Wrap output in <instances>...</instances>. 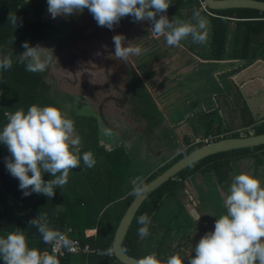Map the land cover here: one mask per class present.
Here are the masks:
<instances>
[{
    "label": "trees",
    "instance_id": "16d2710c",
    "mask_svg": "<svg viewBox=\"0 0 264 264\" xmlns=\"http://www.w3.org/2000/svg\"><path fill=\"white\" fill-rule=\"evenodd\" d=\"M255 1L264 2V0ZM42 5L47 7V2L45 0H0V57L9 55L13 61L11 69L0 70V130L7 123L5 113L20 109L26 112L34 104L61 108L60 104L49 95L43 73L28 72L25 70V65L19 62V55L25 51L22 47L23 42L27 41L33 47L36 42L45 38V32L40 28L47 24L43 25L40 21V14H38L40 13L39 7ZM193 9L199 10L197 0H172L167 13L173 17V20L187 23L192 22ZM207 11L210 15L200 12L209 22L207 45L202 48L208 54L204 57L197 56L199 60L205 63L238 60L243 61L242 66L245 67L260 56V50L264 58V13L250 9L222 11L207 9ZM9 14H15L18 18L15 29L8 21ZM30 15L35 16L34 20L29 19ZM148 23L152 27L149 21ZM192 43L190 37L181 42L188 50H192ZM261 44H263L262 48ZM126 87L129 90V98L135 103V112L145 121V134L148 136L152 134L153 129L157 128L160 114L134 74ZM194 107L195 102L192 103V108ZM241 110L247 114L249 119H243L244 116H242L238 127L251 128L253 135L263 134L264 118L256 125L250 119L244 104ZM200 118H202L201 115ZM156 130L158 132V129ZM91 131L87 127L80 131L82 140L80 154L82 157L84 152L90 151L96 160L95 166L87 168L81 159L80 168H75L70 172L68 183L63 189L56 188L52 198L36 193L27 197L23 196L18 187L19 181L9 174L5 166V157H9L10 153L5 145L0 144V237L6 236L9 232H22L30 248L48 252L49 248L42 241L37 228L29 223L39 214L46 213L51 228L60 232L70 229L69 235L72 238L76 239L80 245H87L90 250H93L88 254L65 255L58 258L60 264H120L111 253H102H107V250L111 248V240L118 221L133 198L130 193L134 185L131 184L125 171L129 168V158L121 147L109 152L97 147L90 139ZM207 135L208 132L204 131L203 139H206ZM237 135L234 133L230 137H238ZM218 139L221 138L217 137ZM184 142L187 144V139H184ZM200 145L188 147L168 165L161 166L156 174H150L143 181L144 184ZM243 160L251 161L249 162L251 163L250 174L264 185V145L208 156L179 171L172 179L164 182L143 200L121 242L122 251L137 260L148 254L156 253L157 258L162 262L166 261L169 256L178 254L170 252L169 248L165 251L162 241L155 242L152 248L148 249V243H146L148 237L141 240L138 236L137 230L142 226L137 223L138 217L147 214L150 219L153 216L158 218L160 204L176 203L177 205V190H181L184 182L193 179L197 174L203 175L211 172L212 175H209L208 182H212L215 187L222 185V188H226L228 182L233 179V176L228 174L231 171L230 163ZM51 178L53 177L50 174L44 173L45 181ZM207 189L216 190L215 188ZM217 196L220 209L226 212L223 200L219 195ZM172 212L175 213L172 218L178 215V218L174 219L177 222L180 211L176 208ZM169 214L171 215V212ZM170 215H168L169 220ZM160 223L159 228L165 227L162 221ZM176 226L180 227L177 223ZM85 230H94V233L85 235ZM96 249L99 253L94 252ZM0 264H3L2 260Z\"/></svg>",
    "mask_w": 264,
    "mask_h": 264
},
{
    "label": "clouds",
    "instance_id": "9594fccd",
    "mask_svg": "<svg viewBox=\"0 0 264 264\" xmlns=\"http://www.w3.org/2000/svg\"><path fill=\"white\" fill-rule=\"evenodd\" d=\"M172 0H47V12L52 19L82 13L87 9L97 25L113 29L124 17H132L134 22L149 21L151 33L164 36L170 47H179L181 42L191 38L195 44L208 41L209 22L197 9H193L192 22L169 20L166 12ZM159 14V18L157 15ZM8 21L17 27L18 18L9 14ZM22 26V20L20 21ZM14 39V38H13ZM114 55L127 61L130 55H140L138 46H124L125 37L114 35ZM25 49L19 55V62L25 70L39 73L47 70L51 57L42 59V47L22 43ZM13 66L9 55L0 57V70L7 71ZM7 123L0 130V144L6 146L9 157L5 166L9 174L19 181V189L24 197L32 193L52 198L57 187L68 183L69 174L80 168L81 159L87 168L96 164L93 154H80L81 139L75 132V124L68 113L59 107L32 105L5 113ZM31 173V175H29ZM44 173L51 175L45 181ZM145 190L143 180H139L130 195H138ZM225 214L214 223V230L206 232L194 247L195 256L188 257V264H264V185L253 175L236 174L223 199ZM200 217H198L199 220ZM41 235L45 244L52 245L51 253L30 248L22 232H9L0 237V260L3 264H60V249H73V242L60 231L49 225L47 214H39L29 221ZM138 236L141 240L150 235L151 219L147 214L138 217ZM102 254H110L102 253ZM136 264H184L179 254L169 256L162 262L156 253L137 260Z\"/></svg>",
    "mask_w": 264,
    "mask_h": 264
},
{
    "label": "rangeland",
    "instance_id": "374dc122",
    "mask_svg": "<svg viewBox=\"0 0 264 264\" xmlns=\"http://www.w3.org/2000/svg\"><path fill=\"white\" fill-rule=\"evenodd\" d=\"M45 1L47 2V0ZM39 8L40 21L43 22V25H47L40 28L45 32V38L36 42L34 46L39 45L43 48L40 52L42 59L51 57L49 67L41 73L44 75V82L48 87L49 95L60 104L61 109L66 111L69 118L74 121L75 132L79 137V132L85 127V120L91 117L98 122V120L101 121L102 117L110 116L111 118L105 117L106 120H110L105 123L106 125H116V121H113L112 118L121 120V125H124L122 121H125V118L131 114V108L128 106L124 111H121L119 109L120 104L116 100H120L121 95L126 93L124 86L131 73L140 80L156 109L161 110L158 111L159 114L166 112L165 103L169 104L170 100L175 102L177 99L178 101L181 100V106L175 110L179 112L180 118H182L186 111L183 99L187 98L190 104L195 102V98L198 96L204 100H209L212 99L213 91H216L215 84L217 82L215 83L214 78H212V68L209 65H203L201 60L197 58L199 55L207 56L208 53L202 49L207 43L203 45L192 43V50H188L186 46L180 44L181 47H176L178 51L176 57L170 60L171 57L167 56L168 54L175 55V47L168 46L164 36L156 37L152 34L153 37H149L148 45L144 44V38L149 36L147 34L150 30L147 21L136 22L135 24L132 17H124L118 25L110 30L107 27L98 26L87 9L82 13H73L68 17L58 16L52 19L46 6L42 5ZM166 15L170 21L173 19L167 12ZM34 17V15H30L29 19L34 20ZM157 18H159V14ZM114 35H123L125 37L124 46H127L128 43L129 46H138L142 49V53L130 55L126 62L117 59L114 55L115 46L112 39ZM148 51L152 54L155 51L156 58L152 59ZM171 72L172 76L170 75ZM229 74L227 72L220 77V86L222 87L220 94L225 90L230 92ZM108 78L109 80H107ZM171 78H175L177 80L175 82L180 83L177 85L168 84L169 81L166 80ZM232 93V104L235 106L233 113L228 115L227 111L228 116L221 115L218 125L225 127L233 124L231 126L233 130L237 128L234 123H240V119L237 117L244 116V112L240 113L239 106L241 104L246 105V103L239 92L233 91ZM218 96L221 97V95ZM195 104L197 105V102ZM209 107L212 108L211 103L204 104L203 108ZM209 117L213 120L214 115ZM161 120L160 115L158 126L155 128L158 129L159 133L156 131L157 133L154 134L153 130V133L146 138L150 152L157 154L155 157L144 156L146 151L142 150L141 145L135 139L136 147L133 146L132 148L133 158L129 153L131 156V159H128L129 168L125 170L126 176L130 177L133 185L139 180L145 181L150 174H156L161 165H168L178 154L184 153L188 147L204 144V139L195 130H193V135L189 134L187 144L180 138H175V141L172 142L168 141L166 136H162L165 134L163 131L165 125ZM118 122L120 123V121ZM98 125V139L105 145H116L118 138L104 127L101 128L99 122ZM233 132L237 133L235 130ZM233 132L227 136L230 137L234 134ZM238 135L244 137L253 135V132L251 128H247L241 130ZM171 136L173 137L174 133H171ZM214 140H217V137ZM127 151L130 152V149L127 148ZM134 154L137 155L134 156ZM249 162L243 160L230 163L229 176L234 177L241 172L250 174L251 163ZM209 175L212 173L197 174L190 182L184 184L183 189L177 190L178 203L183 206L187 213L186 217H189L192 224L198 217L201 218L206 215L204 212L211 213L209 215L211 216L212 211L210 210H213L218 216L222 215L217 195L220 196L221 200L224 199L232 180L228 182L226 188H222V185L215 187L211 182L208 183ZM212 179L214 180V178ZM210 186L216 190L207 198L205 196L206 189ZM161 212L159 211L160 215ZM158 217L160 216L158 215ZM179 221L176 222L172 219L168 223L177 227L176 223ZM207 222L212 224L215 220ZM207 222L202 220L197 225L201 227ZM89 231L94 233V230Z\"/></svg>",
    "mask_w": 264,
    "mask_h": 264
},
{
    "label": "crops",
    "instance_id": "0c3cea01",
    "mask_svg": "<svg viewBox=\"0 0 264 264\" xmlns=\"http://www.w3.org/2000/svg\"><path fill=\"white\" fill-rule=\"evenodd\" d=\"M262 46L263 44H261V48ZM261 54L262 53L260 50V56L257 57L251 64L245 67L242 66L244 65V62L238 61V60L217 61V62H212V63L211 62L205 63L201 61L203 65H209V67L212 68V71H213L212 78H214L215 83L217 82L215 84L216 91H213L212 99L210 98L209 100H204L203 98H200L198 96L195 98V102H197V105L195 104L194 108H192V104L188 102L187 98L183 99V105L186 111L184 112L182 118H180L179 112L175 110V108L181 106V100L178 101L176 99L175 102L173 100H170L168 102L169 104L165 103L164 105L165 110L166 109L167 110L164 114L162 113L160 114L162 117L161 122L165 125L164 126L165 130L163 129V131H165V134L162 136L163 137L166 136L168 141L172 142V141H175V138L176 139L180 138L181 140L184 141V139H187L189 137V134L191 135L194 134L193 130H195L196 132L198 131L200 135L202 136V138H203L204 131L208 132V135L206 138L208 137L216 138L220 136L223 137L224 134L233 132L234 130L247 129V128H239L238 127L239 124H236L235 121H234L235 122L234 125H236L237 128L233 130L231 128L233 124H231L230 126H225V127L218 125L220 123L221 115L228 116L231 113H233V107H235L234 104H232V96H233L232 92L233 91L239 92L242 95L243 100L246 103L245 106L248 110L250 119L253 120L255 123H258L262 118H264V58L262 57ZM173 57H176V56L175 55L171 56V58ZM259 60L261 63L259 62ZM227 72L230 73L228 77L229 84H230L229 86L230 92L228 91L226 92L225 90L223 91L222 94H220L219 92H221L222 90V87L220 86V77L221 75H224V73H227ZM170 75L171 76L173 75L172 72L170 73ZM166 81H169L168 84H174V85L176 83H180V82H175L177 81L175 78H171ZM218 95H221V97H219ZM176 101H178L177 104H176ZM208 103H211L212 108L209 107L207 109H204L203 108L204 104H208ZM239 107L240 109H242L243 104H241ZM227 111H228V115L226 114ZM241 112L243 111L240 110V113ZM200 115L202 116V118H200ZM210 115H214L213 120L210 119L209 117ZM243 115L245 117V118L243 117V119H247V120L249 119L247 114H243ZM237 118L241 120L242 117L240 115ZM98 122L101 128L104 127L106 130H108V132L114 134L115 137L118 138V143L116 145H109V144L105 145L103 144V142L100 141V139H98L97 137L98 130H99ZM98 122L97 120L95 121L93 117L85 120L84 128L87 127L89 130H92L91 131V136H92L91 141L95 143L97 147L102 148L105 152H109L110 150L114 148L121 147L124 149L128 158L131 159L130 157L132 156V153H133L132 148L133 146H135V143H136L135 139H137L134 134L135 131L129 130L130 128L125 129L124 128L125 125L121 127L120 124L122 123L121 122L119 123L118 121H116V125H110V126L106 125L103 122L102 118H101V121L98 120ZM124 130H127V132ZM171 133H174V136H173L174 138L171 136ZM137 142L141 145L142 150L146 151V154L144 156L147 155V156L155 157L157 155L155 152H150V148L148 149L147 140L144 139L143 144L138 139H137ZM127 148L130 149V152L127 151ZM129 153L131 154V156L129 155ZM135 155L137 154H134V156ZM147 160L149 161L150 159H147ZM140 161H143V160H140ZM129 180H130V177H129ZM191 180L192 179H189L188 181L190 182ZM188 181L184 182V184H187ZM184 184H183V187H184ZM183 187L181 189H183ZM63 188L64 187L60 189H63ZM212 192H214L213 189H211L210 191L206 189L205 196H207V198L210 197ZM176 208L180 211L179 212L180 221L177 223V225H179L180 227H174L168 223V222H171L172 219L178 218V215L176 218L175 217L172 218L173 214H175L172 211L175 210ZM159 211H162L161 215L159 214ZM210 211H212L211 216H209L211 213L208 214L209 212H204L206 215L202 216L199 220L197 219L195 223L192 224L189 220V217L188 216L186 217L187 213L185 212V209L183 208V206L178 203V200H177V205L176 203L175 204L171 203V204H166V205L160 204L158 208V215L160 217L158 218H154V216L153 218L151 217V223L149 225L150 235L148 236V240L146 242L148 243V249H151L155 242L162 241L165 251L167 248H169L170 252L173 251V253H178L181 256V258H184V264H188V257L195 256L194 247L197 244V242L200 240V238L206 232H210L214 230L215 222H213L212 224H209L207 221H214L219 216L218 214L216 215V213L213 210H210ZM170 212H171V215L169 214ZM221 213L225 214V212H221ZM162 214H163V217H162ZM168 215H170L172 219L169 220ZM202 220L207 223L199 227L197 223L198 222L200 223ZM161 221L163 222V224H165V227L163 228H159ZM84 234L88 235V234H93V233H90L89 230H85Z\"/></svg>",
    "mask_w": 264,
    "mask_h": 264
},
{
    "label": "water",
    "instance_id": "95a60500",
    "mask_svg": "<svg viewBox=\"0 0 264 264\" xmlns=\"http://www.w3.org/2000/svg\"><path fill=\"white\" fill-rule=\"evenodd\" d=\"M206 9L211 11H222L228 9H250L264 13V2L255 0H202ZM260 62V60H259ZM261 63V62H260ZM264 145V133L258 135H249L244 137H228L211 141L194 148L187 154L183 155L177 161L172 163L145 185V190L133 196L118 224L115 228L111 240V254L120 264H136L137 259L130 257L121 249V242L127 232L131 220L143 200L148 197L155 189L172 179L179 171L196 163L208 156L218 153H224L231 150L245 149Z\"/></svg>",
    "mask_w": 264,
    "mask_h": 264
},
{
    "label": "flooded vegetation",
    "instance_id": "af4514ba",
    "mask_svg": "<svg viewBox=\"0 0 264 264\" xmlns=\"http://www.w3.org/2000/svg\"><path fill=\"white\" fill-rule=\"evenodd\" d=\"M148 22V21H147ZM135 24H136V22H134ZM149 24V23H148ZM149 27H150V25H149ZM151 28V27H150ZM149 34H147V35H149V36H146L145 38H144V44H146V45H148V40L150 39L149 37L150 36H152V33H151V31L149 30V32H148ZM153 37V36H152ZM143 41V40H142ZM179 47H181V46H179ZM146 48V47H145ZM144 49V48H143ZM148 53H149V56L152 58V59H154V58H156V52L155 51H153V54L150 52V51H148ZM177 53H178V51H177V49H176V47H175V56L177 55ZM171 56H173V55H170V54H168V56L167 57H171ZM150 58V59H151ZM174 59V57L173 58H171L170 60H173ZM132 74V73H131ZM131 74H130V77H129V80L131 79ZM107 80H109V78L107 79ZM128 80V81H129ZM128 81L126 82V84L128 83ZM111 84V83H110ZM126 84H125V91H126V93H124V94H122L121 95V99L120 100H116V102H118L120 105H119V109L121 110V111H124L128 106H130V108H131V110H130V115H128L126 118H125V121H122V122H124V125H125V129H129V130H133V131H135L134 132V134H135V137L139 140V141H141L142 143H143V140L145 139L146 140V138L147 137H149L151 134H149L148 136H146V134H145V131H146V124H145V121L142 119V118H140V116L135 112V108H136V106H135V103L129 98V90L127 89V87H126ZM178 83H176L175 85H177ZM143 86V85H142ZM143 88H144V86H143ZM145 89V88H144ZM154 105V104H153ZM155 106V105H154ZM156 108V107H155ZM105 117H110V116H105ZM105 117H102V120L104 121V123H107V122H109L110 120H106V118ZM101 118V117H100ZM111 118V117H110ZM112 120L113 121H120L121 122V120H114L113 118H112ZM135 123H137V125H134ZM121 125V124H120ZM121 126H123V125H121ZM154 130V134H155V132L157 131L156 129H153ZM153 130H152V133H153ZM124 131H126L127 132V130H124ZM122 132V131H121ZM162 166V165H161Z\"/></svg>",
    "mask_w": 264,
    "mask_h": 264
},
{
    "label": "built area",
    "instance_id": "2783aa9c",
    "mask_svg": "<svg viewBox=\"0 0 264 264\" xmlns=\"http://www.w3.org/2000/svg\"><path fill=\"white\" fill-rule=\"evenodd\" d=\"M197 1L199 3V10L202 11L203 13L207 14V15H210L208 13L207 9L205 8L202 0H197ZM235 131L237 132V134L239 132H241V130H235ZM228 134H231V133L230 132L229 133H226V134H224L223 137L227 138L228 137L227 136ZM239 137H241V136H239ZM212 138L215 139V137H208V138L204 139V144L205 143H208V142H211V141H215ZM218 138H222V136H220ZM61 233L64 234L65 236H67L73 242V249L71 251H69L68 249H60L59 252H58V258H62L65 255L88 254V253H92L93 252V250H90L87 245H80V243L76 239L72 238L69 235L71 233V230L70 229H67L65 232H61ZM46 245L49 248V251L48 252L51 253V251H52V245H50V244H46ZM109 251L111 253V250L110 249L107 250V253H109ZM94 252L95 253H99V251L97 249L94 250Z\"/></svg>",
    "mask_w": 264,
    "mask_h": 264
}]
</instances>
